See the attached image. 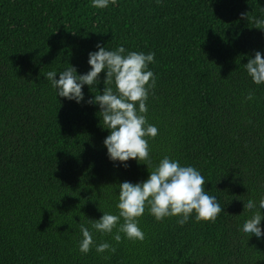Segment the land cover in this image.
Instances as JSON below:
<instances>
[{
	"label": "trees",
	"instance_id": "1",
	"mask_svg": "<svg viewBox=\"0 0 264 264\" xmlns=\"http://www.w3.org/2000/svg\"><path fill=\"white\" fill-rule=\"evenodd\" d=\"M258 18L264 0H110L103 9L0 0V264H264V235L240 231L250 214L243 202L264 194V83L243 66L254 51L264 58ZM97 43L154 54L150 157L196 168L222 209L215 221H156L145 207L143 240L92 231L115 251H78L79 226L116 214L118 184L148 175L134 159L108 160L97 105L56 97L44 79L69 66L86 72ZM103 78L82 86L85 100Z\"/></svg>",
	"mask_w": 264,
	"mask_h": 264
},
{
	"label": "clouds",
	"instance_id": "2",
	"mask_svg": "<svg viewBox=\"0 0 264 264\" xmlns=\"http://www.w3.org/2000/svg\"><path fill=\"white\" fill-rule=\"evenodd\" d=\"M109 2L90 0V6L103 9L108 7ZM255 24L264 30V19H256ZM95 49L87 54V65L90 67L86 72L77 74L75 67L69 66L59 71H47L43 74L44 79L56 97L77 104L83 100L86 104L97 105L100 126L108 131L102 141L108 160L127 167L126 162L134 159L146 165L148 175L146 179L135 183L125 180L118 184L116 214L102 212L98 219H88L87 227L83 224L79 226L78 251L87 254L90 247L98 254L105 250L115 251L107 241L94 243L92 231L111 234L112 240L117 243L121 240V233L128 240H143L144 235L138 227L137 218L144 213L145 207L156 221L166 217H177L180 225L186 223L189 217L198 222L215 221L222 209L216 196L204 190V177L196 168L182 165L167 154L154 164L150 157L146 138H154L157 128L147 122L144 114L147 112L145 102L156 81L148 68L154 54L151 51L146 54L125 52L123 46L107 50L99 43ZM243 66L252 83H264V58L260 51H254ZM102 71V91L85 100L82 86L95 87L99 82L98 74ZM243 209H247L250 214L240 225V231L260 239L264 235L261 229L264 194H261L258 201H244Z\"/></svg>",
	"mask_w": 264,
	"mask_h": 264
}]
</instances>
